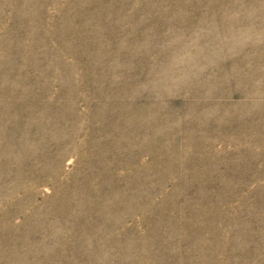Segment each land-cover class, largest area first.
<instances>
[{"label": "rangeland", "instance_id": "obj_1", "mask_svg": "<svg viewBox=\"0 0 264 264\" xmlns=\"http://www.w3.org/2000/svg\"><path fill=\"white\" fill-rule=\"evenodd\" d=\"M0 264H264V0H0Z\"/></svg>", "mask_w": 264, "mask_h": 264}]
</instances>
